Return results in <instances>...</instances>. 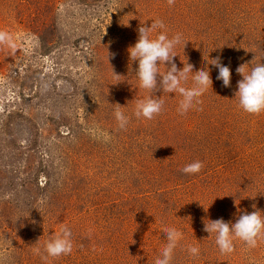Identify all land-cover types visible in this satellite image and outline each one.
Returning a JSON list of instances; mask_svg holds the SVG:
<instances>
[{
    "label": "rangeland",
    "instance_id": "374dc122",
    "mask_svg": "<svg viewBox=\"0 0 264 264\" xmlns=\"http://www.w3.org/2000/svg\"><path fill=\"white\" fill-rule=\"evenodd\" d=\"M157 19L169 38L182 34L178 69L211 68L202 110L181 115L183 97L158 76L161 114L133 115L149 92L128 49ZM0 30L11 37L0 45V264H155L166 228L182 233L171 264H264V239L254 249L234 239L222 255L203 230L206 219L264 216V112L235 97L237 67L264 62V0H0ZM217 56L231 87L208 64ZM195 161L201 172L183 173ZM64 226L72 253L42 260L34 249Z\"/></svg>",
    "mask_w": 264,
    "mask_h": 264
},
{
    "label": "clouds",
    "instance_id": "9594fccd",
    "mask_svg": "<svg viewBox=\"0 0 264 264\" xmlns=\"http://www.w3.org/2000/svg\"><path fill=\"white\" fill-rule=\"evenodd\" d=\"M168 5L174 6L175 0H167ZM165 24L162 20H154L151 27L140 26L138 29V40L128 49L130 61H138V69L136 77L139 81V87L147 90L149 96L145 99L138 100L133 115L136 118H145L152 120L155 116L161 114L163 110V100L153 95L159 88L163 92L172 93L179 91L183 99L179 103L178 112L181 115L186 114L190 109L202 110L198 106L203 103L200 97L207 90L212 89L213 80L211 77V68H202L193 71V65L184 64L182 69H178L174 58L178 56L175 48L182 42V34L177 33L171 38L164 31ZM157 31L155 39H151L149 33ZM183 42V49L186 45ZM11 45L10 35L0 30V45ZM222 47V46H221ZM209 63L218 69L217 80L222 81L223 87H231V70L221 62V57L209 59ZM159 62V63H158ZM160 63L169 64L163 75L160 74L158 65ZM243 64L237 67L236 72L243 78L237 82L238 91L235 97H238L239 106L248 114L259 115L264 112V62L256 63L249 71ZM114 74V73H113ZM189 74L192 76L193 87L185 88L181 86V81L187 82ZM116 75V74H114ZM119 76V75H116ZM114 110L115 119L118 122L119 129H126L129 123V117L121 110L119 104ZM204 164L201 161H195L186 165L182 171L185 174L195 175L201 172ZM255 208V205H253ZM207 212L208 208L205 209ZM207 221V222H206ZM205 232L210 236L215 234V244L218 246L222 255L230 254L235 251L234 239L243 241L248 249H254L258 246V242L264 239V216L260 211L244 213L239 215L235 223L226 222L223 218L204 221ZM166 234L167 244L164 247L161 256L155 260V264H171L173 253L182 233L176 228H166L163 230ZM71 230L64 226L60 229V234L54 239L47 241L44 245V252L40 249H34L35 254L40 255L41 259L47 261L51 258H59L61 256L70 255L73 250V242L71 239ZM187 251L192 258L199 255V248L196 246H188ZM46 253V254H45Z\"/></svg>",
    "mask_w": 264,
    "mask_h": 264
}]
</instances>
